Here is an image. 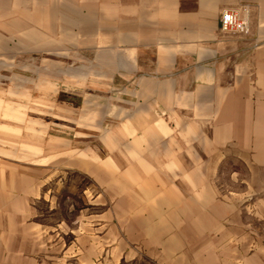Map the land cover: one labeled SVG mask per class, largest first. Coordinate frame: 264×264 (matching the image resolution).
<instances>
[{"label":"crops","instance_id":"obj_1","mask_svg":"<svg viewBox=\"0 0 264 264\" xmlns=\"http://www.w3.org/2000/svg\"><path fill=\"white\" fill-rule=\"evenodd\" d=\"M0 68V264H121L225 164L264 189V0H0Z\"/></svg>","mask_w":264,"mask_h":264},{"label":"rangeland","instance_id":"obj_2","mask_svg":"<svg viewBox=\"0 0 264 264\" xmlns=\"http://www.w3.org/2000/svg\"><path fill=\"white\" fill-rule=\"evenodd\" d=\"M242 18L249 22L248 18ZM8 72L0 68V77L4 78ZM27 72L35 78V69ZM8 80L6 82H11L13 87L17 86ZM34 84L33 81L28 86L33 88ZM63 87L62 95H66L67 86ZM62 104L66 102L58 108L60 116L67 113L63 110L66 105ZM43 105L45 110H50L53 103L45 98ZM245 175L250 176L249 166L243 162L220 166L218 178L204 182L202 204L196 202L200 197L194 196V200L193 196H188L184 225L173 220L170 229L138 230L132 228L139 224L138 214H128L124 230L128 252L121 264H264V260L261 261L264 255V189H260L259 176L253 174L255 178L245 180ZM108 183L110 188L116 186L115 181ZM253 255L257 261L245 260Z\"/></svg>","mask_w":264,"mask_h":264},{"label":"built area","instance_id":"obj_3","mask_svg":"<svg viewBox=\"0 0 264 264\" xmlns=\"http://www.w3.org/2000/svg\"><path fill=\"white\" fill-rule=\"evenodd\" d=\"M221 27L223 30L243 31L248 33L250 25L247 19L242 18L236 9H225L221 17ZM2 236L0 234V244Z\"/></svg>","mask_w":264,"mask_h":264}]
</instances>
